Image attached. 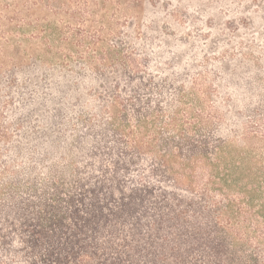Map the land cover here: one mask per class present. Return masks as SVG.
<instances>
[{
    "label": "rangeland",
    "instance_id": "374dc122",
    "mask_svg": "<svg viewBox=\"0 0 264 264\" xmlns=\"http://www.w3.org/2000/svg\"><path fill=\"white\" fill-rule=\"evenodd\" d=\"M178 144L264 179V0H0V264H45L52 199Z\"/></svg>",
    "mask_w": 264,
    "mask_h": 264
},
{
    "label": "trees",
    "instance_id": "16d2710c",
    "mask_svg": "<svg viewBox=\"0 0 264 264\" xmlns=\"http://www.w3.org/2000/svg\"><path fill=\"white\" fill-rule=\"evenodd\" d=\"M185 150L158 152L137 179H130L137 165L115 166L106 179L52 199L33 241L38 247L44 236V263L264 264V179L250 168L235 172L242 168L228 167L221 149ZM198 168L208 181L195 198Z\"/></svg>",
    "mask_w": 264,
    "mask_h": 264
}]
</instances>
